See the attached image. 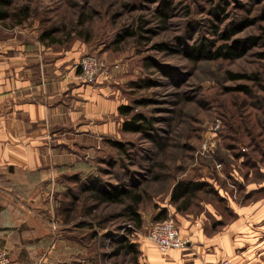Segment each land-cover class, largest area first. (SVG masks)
Returning <instances> with one entry per match:
<instances>
[{"label": "rangeland", "instance_id": "1", "mask_svg": "<svg viewBox=\"0 0 264 264\" xmlns=\"http://www.w3.org/2000/svg\"><path fill=\"white\" fill-rule=\"evenodd\" d=\"M23 5L28 7L26 23L38 32L51 30L56 43H78L82 54L94 53L107 64H120L113 70L115 85L125 104H134L136 111L152 119L153 139L121 130L117 139L123 142L124 153L108 142L80 149L74 159L81 156V161L64 169L66 175L54 177L55 186L46 184L42 192L28 195L25 208L17 209L19 219L25 214L21 236L26 238L11 242L10 258L17 264H146L141 252L137 263L130 253L113 255L111 242L126 235L137 245L154 246L148 239L153 201L168 204L176 179L223 180L230 197L240 203L264 195L244 193L246 183L263 177L258 168L264 166V0H10L12 10ZM227 31H233L232 42L244 48L241 57L190 60L186 52L197 43L219 44L220 34ZM248 35H256L259 42L247 45ZM228 71L249 77L233 80ZM238 85H246L249 92L236 90ZM143 99L145 103L140 102ZM216 120L220 124L213 153L198 155ZM227 126L237 130L229 133ZM229 134L237 141L228 140ZM224 138L236 145L235 150L228 153ZM156 139L164 144L162 151ZM232 152H257L256 168L243 165V156L229 159ZM91 177L104 187L119 180L139 183L145 193L139 206L142 226L134 227L120 204H98L89 198ZM206 196H211L203 199L214 213L230 216L226 199ZM198 201L188 202L193 216L203 222ZM202 210L209 215L204 206Z\"/></svg>", "mask_w": 264, "mask_h": 264}, {"label": "crops", "instance_id": "2", "mask_svg": "<svg viewBox=\"0 0 264 264\" xmlns=\"http://www.w3.org/2000/svg\"><path fill=\"white\" fill-rule=\"evenodd\" d=\"M41 33L25 20L0 17V246L9 254L12 241L26 238L21 236L25 214L19 219L17 209L25 208L27 196L42 192L46 184L55 186L54 177L66 175L64 169L81 161V156L74 159L80 149L95 148L121 132L118 106L125 102L115 85L117 72L82 82L80 45L49 42ZM260 170L264 173V166ZM209 179L201 178L217 192L216 199H226L230 216L214 213L203 199L206 195L196 198L203 222L193 216L191 202L185 211L163 204L186 244L162 252L154 243L141 242L142 262L207 264L226 257L232 264H264V195L240 203L230 197L223 180ZM244 189L264 194V178L246 183Z\"/></svg>", "mask_w": 264, "mask_h": 264}, {"label": "trees", "instance_id": "3", "mask_svg": "<svg viewBox=\"0 0 264 264\" xmlns=\"http://www.w3.org/2000/svg\"><path fill=\"white\" fill-rule=\"evenodd\" d=\"M219 12L224 11V7L219 8ZM218 11V10H216ZM28 7L27 5H23L17 10H12L10 6V0H0V17H5L7 15H10L16 19L17 22H21L22 20H25L28 18ZM217 29H215V32ZM128 32V31H127ZM233 31L229 32H223L220 34L221 42L219 44H216L213 40L209 41H203L197 43L191 52H186L190 60L193 62H197L201 59L205 60H215V59H236L243 55L244 48L242 49L239 47V43L235 40L232 42L231 34ZM129 35H133L134 32H128ZM40 36L42 38H47L49 42H55L56 38L52 36V31L47 29L43 31ZM246 41V44L249 46H254L259 42V38L256 35H248L244 39ZM156 67L162 70L163 73H165L168 76H172L170 70H166L164 66H160L158 64H154ZM227 75L230 79L237 80V79H248L249 75L245 73H237V72H227ZM236 90H242L245 92H249V88L246 85H238L235 87ZM140 102L145 103L146 100L143 99ZM136 106L134 104H120L118 106V114L122 118L121 123V130L127 131V132H137L143 134L147 138H152L149 134V130L153 129L152 126V119L145 116L142 112L135 110ZM234 129L235 131L237 128H229L227 126L226 131L231 133L229 131ZM227 138V137H226ZM231 141H237L232 136V134H229V137L227 138ZM157 145L160 147V151L164 149V144L156 139ZM108 143H110L112 146L116 147L120 152H125V146L123 142L118 140L117 138L108 140ZM239 144V143H238ZM241 145H244L243 143H240ZM223 147L228 151L235 150L236 145L234 143L225 142V138L223 140ZM225 150V152H226ZM256 155L259 154L256 153H250V152H232V154L228 155V158L230 157H245L246 159L242 162L243 165H248L249 167L256 168ZM260 171V167L258 168ZM258 171V172H259ZM259 175H263L262 179L264 178V173L259 172ZM256 179L261 178L260 176H256ZM92 186L89 189L91 195L89 198L94 199L95 202L98 204L100 203H107V204H120L122 206L123 214L126 216V218L131 221V223L134 225V227L139 228L143 224V218L141 211L139 209L140 204L143 202L145 193L140 188L139 183H131L130 185L125 184L121 182L122 180H119L116 184L107 185L106 187L102 186L100 181L98 179L90 178ZM205 187H208L207 190H205ZM207 191V192H206ZM210 194L213 196V198H217V192L213 189L210 183L202 180H194V178H184V179H176L173 183L171 189H170V195H169V202L176 205V209L179 211H185L188 209L189 200L196 199L201 197L202 195ZM250 195V193H245ZM211 197V196H207ZM247 197V196H246ZM219 198V197H218ZM88 199V198H87ZM153 217L152 219L154 222L161 221L166 219L168 214V209L166 206H162L159 202L153 201ZM114 240L112 243V253L113 255H117L120 253L123 254H132L134 256L135 260L134 262L137 263V255L140 254V251L137 247V244L133 241H131L128 236L126 235H120L113 238ZM133 258V259H134Z\"/></svg>", "mask_w": 264, "mask_h": 264}, {"label": "built area", "instance_id": "4", "mask_svg": "<svg viewBox=\"0 0 264 264\" xmlns=\"http://www.w3.org/2000/svg\"><path fill=\"white\" fill-rule=\"evenodd\" d=\"M80 73V79L82 82L91 83L96 80L99 74H107L110 70H117L120 68V64L113 62L107 64L99 56L94 53H86L82 55L77 64ZM220 121L216 120V123L209 128V132L204 136L202 144L198 149V155L211 154L214 151L217 141V130L219 128ZM221 163L216 164V168H219ZM127 226H130L128 224ZM148 239L154 243L157 248L165 252L170 248H182L186 244V239L181 236L179 229L174 219L169 215L166 219L154 222L148 232ZM0 264H12L8 251L0 246ZM207 264H232L231 261L222 257L219 260Z\"/></svg>", "mask_w": 264, "mask_h": 264}]
</instances>
